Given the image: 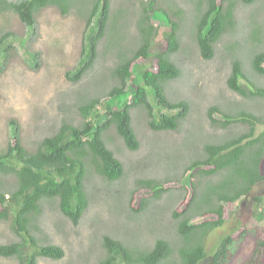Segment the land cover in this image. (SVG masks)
Instances as JSON below:
<instances>
[{"label":"trees","instance_id":"1","mask_svg":"<svg viewBox=\"0 0 264 264\" xmlns=\"http://www.w3.org/2000/svg\"><path fill=\"white\" fill-rule=\"evenodd\" d=\"M137 2L142 6L136 20L140 37L129 48L115 38L121 30L120 17L126 12L119 9L116 12L119 14L113 17V0H0V15L14 13L35 34L38 13L47 8H55L63 16L73 12L84 21L78 62L66 72L70 81L81 80L94 70L104 38H109L113 49H118L117 61L105 72L106 79L100 82L103 89L81 98L78 106L81 119L63 121L56 131L31 147L23 142L19 119H9L11 137L7 146L0 148V188L6 178L11 183L7 191L0 190V221H10L18 239L0 244V257L17 259L19 264H40L42 257L58 259L64 255L63 248L49 237L42 233L38 238L35 234L39 230L37 217L45 203L54 202L62 215L78 225L90 204L87 191L90 173L110 181L123 176L124 164L108 146L106 135L115 131L128 149L138 150L140 140L134 127V110L140 111L148 127L156 132L177 130L186 118L188 102L173 101L168 87L181 75L175 60L181 47L179 23L166 15L169 31L163 36L162 28L153 23L154 12L164 11L158 0H133ZM234 4L232 0H197L196 39L205 59L214 57L216 45L234 26ZM17 39L11 31L0 36V54L6 56V63L9 55L17 51L14 45ZM159 42L164 43V47L157 53V66L145 65L140 70L143 85H138L136 91L128 95L131 85L140 83L134 78L135 63L147 62L154 44ZM40 53L26 46V56H30L35 69H38ZM263 80L264 49L253 53L250 68L245 67L241 59L234 60L228 86L242 97L264 98ZM124 100L123 107L116 108L117 102ZM104 103L110 112L99 122L96 114ZM208 116L214 126L227 129L242 122L248 131L222 142L205 144L203 154L186 167V175L193 177L190 181L193 194L182 213L173 212L178 219L177 238L161 236L152 247L138 248L118 237L105 235L106 256L99 264H198L206 253L209 235L227 221L226 207L264 190V130L260 134L256 132L257 127L264 124V115L229 106H212ZM143 183L156 199H161L166 191L156 180ZM146 201L149 199L144 198L142 204ZM244 232L245 228L226 236L212 264H224L235 237ZM260 248H264V240H258L255 254H260ZM248 264L264 262L253 256Z\"/></svg>","mask_w":264,"mask_h":264},{"label":"rangeland","instance_id":"2","mask_svg":"<svg viewBox=\"0 0 264 264\" xmlns=\"http://www.w3.org/2000/svg\"><path fill=\"white\" fill-rule=\"evenodd\" d=\"M232 1L236 22L216 45L214 57L205 59L196 39L197 0H158L164 11L154 12L153 23L162 28V35L169 31L166 15L180 26L181 47L175 60L181 75L169 83L170 97L173 101H187L189 112L177 130L156 132L148 127L145 116L134 110L133 122L140 140V148L135 151L128 149L115 131L106 135L108 146L124 164L123 176L110 181L90 173L87 179L90 204L78 225L62 215L56 203L44 204L37 217L39 230L35 234L38 238L42 233L49 237L63 248L64 255L58 259L42 257L40 264H99L106 256L105 235L118 237L138 248L152 247L161 236L177 238L178 219L173 212L182 213L193 194L190 183L193 177L186 175V167L203 154L205 144L222 142L248 131L242 122L227 129L212 125L208 116L210 108L229 106L264 115V98L248 99L228 86L234 60L241 59L244 66L250 68L253 53L264 49V0ZM141 7L133 0H113V17L119 14L116 13L119 9L126 12L120 17L121 30L115 38L129 48L140 37L136 20ZM84 24L73 12L63 16L55 8H47L38 13L35 34L14 13L0 15V36L5 31L18 36L14 42L17 51L9 55L8 63L6 56L0 54L3 57L0 64V148L7 146L10 140L8 121L11 117L19 119L23 142L31 147L56 131L63 121L81 119L78 109L81 98L103 89L100 82L106 79L105 72L117 61L118 49H113L109 38L102 41L95 68L89 75L78 81L66 77V72L78 62ZM26 46L41 52L37 59L38 69L32 66L30 56H26ZM163 47L162 42L154 44L150 59L135 63L134 78L140 83L131 85L128 95L134 93L138 85H143L140 70L147 64L157 66V53ZM124 102L118 101L116 108H122ZM109 112L105 103L99 106L96 114L99 122H103ZM263 130L264 124L259 125L256 132L260 134ZM148 180L164 185L166 191L161 199L154 198L143 183ZM10 183L6 178L0 190L7 191ZM144 198L149 201L142 204ZM226 213L227 221L209 235L206 253L198 264H212L223 239L243 228L244 234L235 237L229 259L224 264H248L253 256L263 263L264 248H260V254H255V250L258 240H264V190L226 207ZM17 239L12 223L0 221V244ZM40 241L43 243L42 239ZM0 264L19 263L14 258L0 257Z\"/></svg>","mask_w":264,"mask_h":264},{"label":"clouds","instance_id":"3","mask_svg":"<svg viewBox=\"0 0 264 264\" xmlns=\"http://www.w3.org/2000/svg\"><path fill=\"white\" fill-rule=\"evenodd\" d=\"M235 205H236V204H235ZM229 206H230V205H229ZM229 206H227V207H229ZM199 262H200V261H199ZM199 262H198V263H199ZM212 262H213V259H212Z\"/></svg>","mask_w":264,"mask_h":264}]
</instances>
